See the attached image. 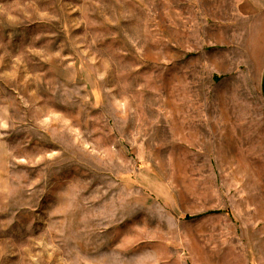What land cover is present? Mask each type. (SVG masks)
Segmentation results:
<instances>
[{"label":"rangeland","instance_id":"1","mask_svg":"<svg viewBox=\"0 0 264 264\" xmlns=\"http://www.w3.org/2000/svg\"><path fill=\"white\" fill-rule=\"evenodd\" d=\"M264 0H0V264H264Z\"/></svg>","mask_w":264,"mask_h":264},{"label":"water","instance_id":"2","mask_svg":"<svg viewBox=\"0 0 264 264\" xmlns=\"http://www.w3.org/2000/svg\"><path fill=\"white\" fill-rule=\"evenodd\" d=\"M263 93H264V78H263Z\"/></svg>","mask_w":264,"mask_h":264}]
</instances>
